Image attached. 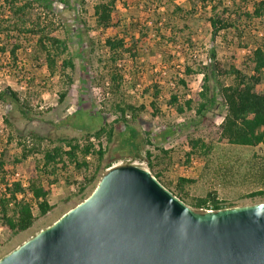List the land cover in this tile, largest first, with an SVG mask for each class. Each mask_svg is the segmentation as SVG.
Returning <instances> with one entry per match:
<instances>
[{"label":"rangeland","instance_id":"rangeland-1","mask_svg":"<svg viewBox=\"0 0 264 264\" xmlns=\"http://www.w3.org/2000/svg\"><path fill=\"white\" fill-rule=\"evenodd\" d=\"M77 1V9H71L69 5H74ZM77 1L67 0V5H62L53 0L51 9L34 4L26 13L27 28L40 25L58 39L68 38V56L75 66L73 72H61L58 68L57 73L51 77L43 66L33 68L31 56L25 54V48L32 46V41L35 40L31 34L26 37L24 33L20 34L19 43L22 49L17 51V58L30 63L21 73L9 67L11 62L8 60V53H0V88H11L28 106L24 115L17 108L0 103V150L7 162L5 168L9 172L10 181L15 182L13 175L17 172L21 176L20 180L26 182L36 162L42 161L45 151L59 146L62 139H75L83 144L86 134L94 132L104 122L106 130L109 126L113 127L111 138L107 140L106 134H102L99 140L94 137L89 139L96 148L99 144L106 148L101 167L106 164H109L108 169L120 165H135L148 170L146 152H149L154 156V161L156 159L160 162L157 168L163 170L164 182L174 186L177 178L194 181L183 186L188 203L194 198L205 197L208 192L215 193L217 201L231 202L236 206L264 202V199L245 198V195L255 189L243 176L244 166L234 162L249 158L257 148L231 147L220 141L218 125L221 117L214 120L209 118L197 130L193 127H181L193 113L179 115L173 107L169 108L167 105L170 95H176L180 102L195 98L196 93L201 90L202 68L207 64L211 51L224 67L234 65L240 68L247 63L245 58L249 49L237 48V38L232 33L227 35L226 40L229 43L223 42V32L212 40L211 29L206 20L208 10L198 9L192 16L171 18V36L170 30L163 27L165 22L163 18L159 19V14L166 9L167 16H170L172 3L188 9L185 0H119L113 13V24L118 25L107 30L96 26L93 8L97 3L108 0ZM252 1L222 0L219 7L220 10L227 9L228 13H238L243 12ZM253 25L256 29L252 31L249 25L251 30H248L251 32L245 31L243 42H250V49L259 44L264 50V22ZM9 34V39L0 36V48L9 50V43L18 39L17 31ZM113 36L124 38L128 46L131 36L139 39L133 58L125 55L121 61L111 64L104 41ZM117 68L124 78L121 89L128 102L135 106H144V111L138 113L137 119H128L126 124L136 133L132 140L135 148L129 146L127 126L121 124L116 127L113 122V103L117 98L110 94L108 84L110 72ZM185 68L190 69L189 75H185ZM25 78L29 79L28 83ZM67 79L72 80L71 85H67ZM180 80L184 85L179 83ZM221 80L227 85L231 83V78ZM154 83L160 88V93L156 104L158 115L152 118L149 106L151 94L145 89ZM258 89L264 92V81L259 84ZM63 92H66V96L59 102L58 97ZM167 128L174 130L164 139ZM190 137L203 139L215 146L218 152L231 155L228 164L237 166L234 176L230 180L222 181L220 178L213 180L203 175L204 161L201 158L191 156L187 160V139ZM29 150L32 152L26 153ZM25 153L28 155L26 159H22ZM64 164L62 167L58 163L53 175L50 173L51 166L46 169L38 168L41 184L48 190L47 200L52 206L49 213L37 217L29 230L15 236L0 223V258L81 202L78 188L83 184V179L93 173L96 164L90 160L87 169ZM108 169L98 173L96 181L86 189L85 198ZM33 213L37 216L36 211Z\"/></svg>","mask_w":264,"mask_h":264},{"label":"trees","instance_id":"trees-1","mask_svg":"<svg viewBox=\"0 0 264 264\" xmlns=\"http://www.w3.org/2000/svg\"><path fill=\"white\" fill-rule=\"evenodd\" d=\"M62 5H67V0H57ZM77 1V0H75ZM119 0H108L107 2H99L94 8V17L96 26L102 30L117 27L118 24H113V13L116 3ZM188 9L180 4L172 3L171 15L167 16L168 10L159 14V19L164 20L163 27L172 31L170 23L171 18L192 16L198 9L208 10L206 18L211 29L212 40L223 32L221 38L223 42H227V35L232 33L237 38V48L249 49L245 60L247 63L238 68L234 65H229L227 68L216 59L213 51L210 52L207 64L202 68V85L201 90L196 93L194 99H187L180 102L176 95H170L167 100L169 108L173 107L175 112L182 115L186 112L193 113L187 120L183 122L181 127H193L197 130L202 122L209 118L214 120L216 117H221L218 125V138L223 143L231 147L256 149L248 158L234 160L236 165L244 166V177L254 187V191L245 195L249 199H264V92L258 89L259 84L264 81V50L259 44L253 48H249V43L243 42V35L246 30L255 28L253 24L264 22V0H253L249 6L245 7L243 12H230L227 9H221L222 0H185ZM53 0H0V36L9 39L11 32L17 31L18 39H11L13 42L9 50L5 47L0 48V53H8V60L11 62L9 67L15 72L21 73L27 66L28 62H22L17 58V51L22 49L20 34H31L35 37L32 41V46L25 48V54H29L31 66L44 67L48 74L52 77L60 68L61 72L69 70L74 71L72 59L68 56V38L65 40L58 39L51 35L50 31L43 26L36 25L35 27L27 28L26 19L27 11L32 5L37 4L45 9H51ZM81 3V2H80ZM78 1L74 5H69L71 9H77ZM167 16V17H164ZM80 24H83L80 21ZM132 24H130V27ZM251 26V28L249 27ZM248 30V32H251ZM145 37L144 34H141ZM172 36V32H171ZM139 39L130 37V44H126L124 38L113 36L104 41V46L108 49L109 60L112 65L121 61L125 55L134 57ZM229 43V42H227ZM190 69L185 68V75H189ZM111 78L108 84L110 94L116 96L117 101L113 103L115 109L114 124L116 127L123 124L126 125L128 119L135 120L138 113L144 111V106H135L128 102L125 93L122 91L123 76L120 70L113 69L110 72ZM231 78L230 84H225L221 79ZM29 79L25 78L26 83ZM72 80L67 79V85H71ZM184 85L183 81H179ZM145 91L151 94V117L155 118L158 115L156 104L159 101L160 88L154 83ZM66 96L63 92L58 97V101L62 102ZM0 103L17 108L24 115L28 111V106L19 98L18 94L9 87L0 88ZM7 120H5L6 122ZM127 126V125H126ZM125 126V127H126ZM106 125L103 122L97 130L92 133H87L83 144L75 139H62L60 145L53 147L43 153L42 161L36 162L33 169L30 171L28 185L22 187L19 182H11L4 153L0 150V223L6 227L9 232L15 236L29 230L37 217H43L49 213L52 206L48 203V190L41 184L39 167L44 169L51 166V175L54 173V168L58 163L65 166L64 163H69L75 168L87 169L89 161L95 162L93 173L83 179V184L79 186L77 193L85 199L84 193L88 186L96 181L98 173L109 168V164L101 167V163L106 153V148L100 144L96 148L89 139L94 137L99 140L102 134H106L107 140L112 136L113 127L109 126L106 130ZM164 133V139L173 133V128H167ZM170 129V130H169ZM127 136L129 137V146L133 147L132 140L135 138V131L127 126ZM149 135V134H146ZM148 143L149 140H146ZM261 146V147H260ZM65 147V149H64ZM188 151L186 153L187 160L193 157H199L204 161L203 175L211 177L213 180L219 178L230 180L234 176L236 165L228 164L231 160V155L222 154L218 149L210 143H206L200 138L187 139ZM139 148V146H138ZM138 151V149H137ZM32 150L26 153H31ZM161 152L166 155L164 150ZM23 154L22 159H26L28 154ZM227 156V157H226ZM148 171L174 195L180 198L185 204L195 211H201L210 204L212 210L217 211L225 208H232L236 205L231 202H219L216 200V194L208 192L205 197L194 198L189 203L186 202V194L183 192L184 184H191L194 181L184 178H177L174 186L171 183L163 181V170L158 169L160 162L152 157L149 152H146ZM223 159V162H221ZM227 160V161H226ZM189 162V161H188ZM222 166V167H221ZM202 176V175H201ZM96 187V186H95ZM94 187V188H95ZM93 188V190H94ZM36 211L37 216L34 215Z\"/></svg>","mask_w":264,"mask_h":264},{"label":"water","instance_id":"water-1","mask_svg":"<svg viewBox=\"0 0 264 264\" xmlns=\"http://www.w3.org/2000/svg\"><path fill=\"white\" fill-rule=\"evenodd\" d=\"M0 264H264V202L195 211L148 170L120 165Z\"/></svg>","mask_w":264,"mask_h":264},{"label":"built area","instance_id":"built-area-1","mask_svg":"<svg viewBox=\"0 0 264 264\" xmlns=\"http://www.w3.org/2000/svg\"><path fill=\"white\" fill-rule=\"evenodd\" d=\"M13 177L16 178V179L13 180V181H15V182H19V183L22 185V187H26V186L28 185V182H27V181L24 182L23 180H20V177H21V176H19V174H18L17 172H15V174L13 175ZM211 211H214V210H212L210 204H208V205L205 207V209L203 210V212H211Z\"/></svg>","mask_w":264,"mask_h":264}]
</instances>
